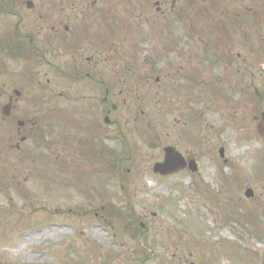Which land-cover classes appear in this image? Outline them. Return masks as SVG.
Returning <instances> with one entry per match:
<instances>
[{
	"label": "rangeland",
	"instance_id": "1",
	"mask_svg": "<svg viewBox=\"0 0 264 264\" xmlns=\"http://www.w3.org/2000/svg\"><path fill=\"white\" fill-rule=\"evenodd\" d=\"M170 2L107 0L97 7L115 28L113 76H127L115 86L122 91L111 92L110 120L119 123L105 127L103 91H30L51 151L32 148L17 169L8 165L16 167L20 155L0 154V264H264V144L250 120L251 92L264 91V0H177L175 13L192 11L174 21L191 39L192 60H184L183 47L180 62L167 52ZM141 30L160 44L154 70L138 65ZM165 146L196 158L199 171L154 175ZM94 147L117 161L94 162ZM101 193L103 201L88 197ZM208 234L217 244L198 248L193 237Z\"/></svg>",
	"mask_w": 264,
	"mask_h": 264
},
{
	"label": "flooded vegetation",
	"instance_id": "2",
	"mask_svg": "<svg viewBox=\"0 0 264 264\" xmlns=\"http://www.w3.org/2000/svg\"><path fill=\"white\" fill-rule=\"evenodd\" d=\"M102 1L107 2L0 0V100L5 102L0 103L1 154L28 155L32 148L43 147L39 144L33 145L32 141L45 144L47 127L43 125V120L39 119L38 113L36 116L33 114L30 91H61L57 95L62 97V91H103L100 103L104 117L110 114L113 109V27L111 18L104 20L100 17L106 13L97 8ZM155 4L157 10H160L161 3ZM176 5L177 0H171L170 11L174 14V25L170 30L171 36H168L170 39L166 41L169 42V49H163L171 57L170 61L180 62L184 47L187 49L186 53H189V57L184 60L191 61V39L187 31L177 28L174 22L183 12L190 15V10H178L175 13ZM237 12L232 10L234 15ZM189 23H192V18ZM230 26L232 27V24ZM220 28L226 32L227 23L225 26L220 23ZM205 31L208 32V25L202 26V33ZM139 34L140 42L148 49L144 59L141 58L142 62L157 65L161 56L156 54V49L160 46L156 36L147 30H141ZM2 74L6 77H2ZM3 82L6 83L1 87ZM71 85L76 88H71ZM258 90L251 92L253 104L250 105L255 116L251 117V122L254 124L255 137L264 143V136L259 131L264 115V91ZM26 91L27 96L24 94ZM223 98L226 99V95ZM5 105H9L7 114H3ZM100 143L102 145L99 141V145Z\"/></svg>",
	"mask_w": 264,
	"mask_h": 264
},
{
	"label": "water",
	"instance_id": "3",
	"mask_svg": "<svg viewBox=\"0 0 264 264\" xmlns=\"http://www.w3.org/2000/svg\"><path fill=\"white\" fill-rule=\"evenodd\" d=\"M182 158L173 149H165V162L156 165L154 171L163 176L181 170Z\"/></svg>",
	"mask_w": 264,
	"mask_h": 264
},
{
	"label": "trees",
	"instance_id": "4",
	"mask_svg": "<svg viewBox=\"0 0 264 264\" xmlns=\"http://www.w3.org/2000/svg\"><path fill=\"white\" fill-rule=\"evenodd\" d=\"M236 18L241 19L240 14H239ZM166 81H167V79H166ZM123 150H124V152H126V153L129 152V154H131L130 146H129V145H124V146H123ZM112 156H114L115 159H116L115 154H112ZM125 156H127V155H125ZM115 161H117V159H116V160H113V159H112V162L109 161V163L113 164ZM125 162H127V161H125ZM121 165H122V164H121ZM120 169H121V168H120ZM120 169H119V170H120ZM121 171H122V170H121Z\"/></svg>",
	"mask_w": 264,
	"mask_h": 264
},
{
	"label": "bare ground",
	"instance_id": "5",
	"mask_svg": "<svg viewBox=\"0 0 264 264\" xmlns=\"http://www.w3.org/2000/svg\"><path fill=\"white\" fill-rule=\"evenodd\" d=\"M204 243L206 244V243H208V244H210V245H215L216 244V241L215 240H212L211 238H210V235L208 234V235H206L205 236V238H204Z\"/></svg>",
	"mask_w": 264,
	"mask_h": 264
}]
</instances>
